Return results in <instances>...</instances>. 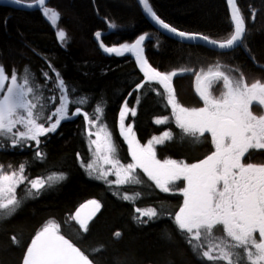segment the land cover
<instances>
[{"label": "snow or ice", "instance_id": "1", "mask_svg": "<svg viewBox=\"0 0 264 264\" xmlns=\"http://www.w3.org/2000/svg\"><path fill=\"white\" fill-rule=\"evenodd\" d=\"M11 3L27 9L37 8L57 27L56 37L61 46H67V32L58 26L60 13L47 0H11ZM137 4L158 26V35L167 33L181 42L196 43L212 51L239 47L248 50V17L238 0H226L230 31L222 39L185 31L167 22L154 9L151 0H137ZM256 15L252 9L250 19L255 21ZM0 22L7 26V18ZM107 27L118 26L109 22ZM94 37L103 53L134 57L137 79L127 96H134L135 104L139 105L138 93L155 92L166 101L165 107L171 112L170 116L156 117L154 123L165 125L174 120L182 140L208 143L210 154L191 163L158 158L157 146L172 140L173 131L165 130L142 143L133 124L126 122L137 115V108L124 99L117 126L130 159L122 161L114 133L104 123L105 107L96 102L91 112L85 111L84 107L92 104V100L77 85L67 81L47 56H42L44 67L39 74L32 72L28 65L22 73L15 68L9 73L0 64V148L28 149L33 160L44 161L47 153L42 145L58 132L63 122L82 117V131L91 155L85 160L76 153L79 166L90 179L107 185L114 197L134 206L131 219L137 227L166 219L172 231L166 230L164 235L168 239L178 236L198 264H264V162L250 159V150H264V80L249 83L240 68H228L220 63L201 68L194 75L195 92L202 106L186 107L178 100L173 87V78L178 72L159 70L145 54V41L150 40V33L138 35L133 42L111 45L105 43L101 31H96ZM260 69L264 71V65ZM189 71L194 70H179L180 73ZM217 85L221 86L219 95L214 94ZM254 105L262 109L260 114L254 111ZM27 167V162H21L16 168L8 165L11 169L8 171L0 165V219H11L28 200H35L67 179L62 171L30 178ZM145 184L161 193H178L182 197L178 210L165 213L155 206H136L142 193L129 192L128 186ZM101 207L100 201L93 199L70 214L83 239L90 233V224ZM122 235L121 231L113 233L116 239ZM11 240L19 246L17 236H11ZM104 248L101 245L90 252L82 249L62 234L60 223L49 219L25 245L21 264H96L91 257Z\"/></svg>", "mask_w": 264, "mask_h": 264}, {"label": "trees", "instance_id": "2", "mask_svg": "<svg viewBox=\"0 0 264 264\" xmlns=\"http://www.w3.org/2000/svg\"><path fill=\"white\" fill-rule=\"evenodd\" d=\"M151 3L163 19L185 31L202 32L217 39L224 38L230 31L226 0H151ZM238 4L248 17V50L240 47L228 53L182 44L158 35L143 16L136 0H50L48 5L60 13L59 28L67 32L66 47L57 40V27L40 11L0 6V21L7 18L6 27L0 22V64L9 73L13 68L22 73L24 66L28 65L32 72L39 74L44 67L42 56L50 57L64 78L92 100V104L84 107L85 111L91 112L96 102L105 107L104 123L114 133L122 161L130 157H127V146L119 137L117 125L119 108L123 100L128 99L130 106L137 108V115L126 122L133 124L142 143L165 130L173 131L172 140L157 146L158 158L197 162L210 154V145L182 140L174 120L156 125V117L170 116L166 101L155 92L142 90L138 93L141 102L136 105L134 96H127L137 79L134 57L131 54L115 57L103 53L94 33L101 31L102 38L109 45L133 42L138 35L150 33V40L145 41L149 62L161 71L176 70L178 75L173 78V87L178 100L186 107H200L202 101L195 92L194 72L201 68L220 63L229 68H240L249 83L255 79L264 80V71L260 69L264 65V0H238ZM252 9L257 12L255 21L250 19ZM109 22H115L118 27L108 28ZM182 68L194 71L180 73ZM82 120L79 117L62 123L58 132L42 145L47 153L44 161L33 160L28 149L0 148V164L18 166L27 162L26 173L30 178L46 177L60 171L67 175L64 182L46 190L35 200H28L11 219H0V264H21L25 245L49 219L60 223L62 234L84 250L90 252L104 245L102 252L91 257L96 264H198L178 236L168 239L164 235L166 230L172 231L166 219L137 227L131 219L134 206L114 197L102 181L90 179L85 174L76 159L78 152L85 160L91 155L82 131ZM250 151L252 162H264V150ZM128 191L142 193L136 206H155L165 213L178 210L177 205L182 203L178 193H161L147 184L128 186ZM93 199L100 201L102 207L90 224V233L83 239L70 214ZM115 231H121L122 237L114 238ZM13 235L20 241L19 246L12 243Z\"/></svg>", "mask_w": 264, "mask_h": 264}, {"label": "water", "instance_id": "3", "mask_svg": "<svg viewBox=\"0 0 264 264\" xmlns=\"http://www.w3.org/2000/svg\"><path fill=\"white\" fill-rule=\"evenodd\" d=\"M136 1H137V0H136ZM49 2H50V0H47V3H48V4H49ZM0 6L8 7V8H12V9H15V10H20V11H29V12H31V11H39L37 8L27 9V8H22V7H20V6H16V5H14V4L11 3V0H0ZM140 9H141V8H140ZM141 11H142V9H141ZM142 14H143V13H142ZM143 16L145 17V19L147 20V22L152 26V28H153L155 31L158 32V26L155 25V24L151 21V19L148 18L146 15L143 14ZM163 36L168 37V38H170V39H173V40H175V41H177V42H179V43H182V44H186V45H198V46H201V45L196 44V43L181 42V41L178 40V38H176V37H172V36H170V35L167 34V33H164ZM203 47H206V46H203ZM206 48L210 49L209 47H206ZM239 48H240V47H239ZM236 49H238V48H236ZM236 49H234V50H236ZM234 50H228V51H215V52H217V53H228V52H231V51H234ZM84 211H87V209H85Z\"/></svg>", "mask_w": 264, "mask_h": 264}, {"label": "rangeland", "instance_id": "4", "mask_svg": "<svg viewBox=\"0 0 264 264\" xmlns=\"http://www.w3.org/2000/svg\"><path fill=\"white\" fill-rule=\"evenodd\" d=\"M53 26H54V25H53ZM54 27H55V26H54ZM228 68H229V67H228ZM220 87H221V86H219V85L216 86V91H215L214 94L219 95V89H220ZM253 108H254V111L257 112V114H260V113L262 112V109L259 108V107H257L256 105H254ZM0 165H3V164H0ZM4 167H5V170H8V171L11 170V169L8 168V165H4ZM12 167H13V168H16V167H18V166H12ZM26 174H27V173H26ZM112 179H114V177H112ZM21 187H23V186H21ZM18 190H19V189H18Z\"/></svg>", "mask_w": 264, "mask_h": 264}]
</instances>
